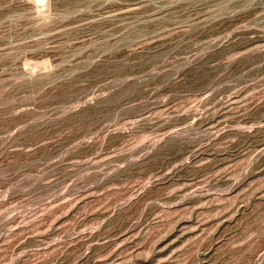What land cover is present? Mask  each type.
<instances>
[{"label":"rangeland","instance_id":"obj_1","mask_svg":"<svg viewBox=\"0 0 264 264\" xmlns=\"http://www.w3.org/2000/svg\"><path fill=\"white\" fill-rule=\"evenodd\" d=\"M0 264H264V0H0Z\"/></svg>","mask_w":264,"mask_h":264}]
</instances>
